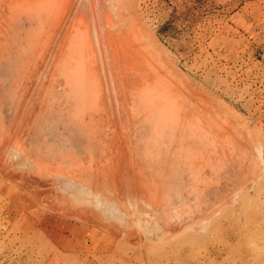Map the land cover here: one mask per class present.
<instances>
[{
  "label": "rangeland",
  "instance_id": "rangeland-1",
  "mask_svg": "<svg viewBox=\"0 0 264 264\" xmlns=\"http://www.w3.org/2000/svg\"><path fill=\"white\" fill-rule=\"evenodd\" d=\"M96 1L0 24V264H264V0ZM56 171L165 201L175 235L107 224Z\"/></svg>",
  "mask_w": 264,
  "mask_h": 264
},
{
  "label": "bare ground",
  "instance_id": "bare-ground-1",
  "mask_svg": "<svg viewBox=\"0 0 264 264\" xmlns=\"http://www.w3.org/2000/svg\"><path fill=\"white\" fill-rule=\"evenodd\" d=\"M13 1H15L14 2V5H15L14 7L17 9V8L23 6L26 0H24V3L23 4L20 3V0H0V24H1V22H3V20L6 21L5 20V17L8 16V15H11L10 19H12V14L10 12V10L12 8H9L10 10H8V4L10 2H13ZM95 2L97 3L98 1L95 0ZM88 5L90 7H92V9H95L94 14H93V18H92V22H93V25L96 28L97 32L101 35V37L104 38V40L109 45H111L112 47H114V46L117 45L118 47L121 48V45H120V42L121 41L119 40V42H116V41L114 42L111 34L109 33V31H106V28L104 27L105 26V24H104L105 15L102 14V8H101V6L100 5L99 6L97 5V7H95V6L93 7L91 4H88ZM15 8L12 9L13 12H15V10H16ZM71 8H70V10H71ZM2 12H3V15H2ZM75 16L76 17L79 16L78 9H77V12H75ZM116 18H119V15L118 16L116 15ZM132 21H134V19ZM119 28H121V25H120ZM67 33H69V31ZM13 150L14 149L10 150L11 152H9V155L12 156L10 158H12V159L15 158V157H17L19 154H22V153H19L18 152L19 151L18 149H17V151L16 150L13 151ZM15 154L17 156H15ZM20 158L21 157L19 155V157H17L18 161H20ZM17 159L15 161H17ZM23 160H26L27 163L29 162V159L27 161V158H25V156H24V159ZM18 161H17V163H18ZM14 163H16V162H14ZM19 163H22V162H19ZM29 164L32 165L31 162H29ZM33 170L35 171V168L32 169V172H33ZM53 172H55V171H53ZM68 172H70V170ZM54 174H55L54 176H56L57 181H59V183H58V184H60L59 186H61V189H60L59 186H58V189H60L62 191V193H64L66 196H68L69 198H71L72 202L75 203L74 205L80 206L82 203L83 204L85 203V205H87L90 208V210L96 212L99 215V217L103 221H105L107 224L118 225V226H120L123 229V232H125V233L136 232V233H138L140 235L143 234L144 237L151 235L152 237H157L160 240L161 239H164L168 235H175L174 231L177 228L178 224H173V225L170 224L169 225V216H170V212L169 211L170 210L167 211L168 214H166V215H165L166 212L163 211L167 207V205H166V207L164 208L165 201H163V203H164V205L162 207L163 210L161 209L163 213H160L161 211L158 212L160 209H157L158 206H156V205H158V203H160L161 200L160 201H156L157 199H155V202L156 203L158 202V203L157 204H155V203L152 204V203H149V202H151V201L154 202L153 201L154 198L152 200H150V198H148L149 201L147 202V200L144 199L145 196L144 197L142 196L143 198H139L141 196L140 193H136L135 192L136 193L135 194L136 196H134V193L132 194L133 195L132 196L130 192H129L130 195H127V193H125V192L124 193L126 195L122 194L123 192L121 194H119L121 192L119 190L120 188H117V190H115V192L112 190L116 186H112L111 190L113 192L109 189L111 186L107 188L111 192H108L107 189L100 190L102 186L99 187L100 189H97L98 188V187H96L97 185L96 186H91L92 183L90 184V180H89V184L90 185L88 184V182H86L88 184V186L86 187V184L83 183L85 181V178L84 179H83V177L82 178H79V177L77 178L76 177V175H77L76 172H74V173H67V174L64 173L65 175L64 174L62 175V173H61V175H59V173L57 172V175H59V176H57L56 173H54ZM89 174H87V176ZM82 175H84V174H82ZM50 176H53V174H51ZM62 176H64V177H62ZM79 176L81 177V175H79ZM86 178H90V177L88 176ZM78 179H80V180L83 179V181L81 182L80 185H79L80 181H77ZM91 179H92V176H91ZM101 180H103V179L101 178ZM82 183L85 186L82 185ZM112 185H114V184H112ZM61 191H59V192H61ZM117 191H119V192L117 193ZM235 191H236V189H235ZM137 195H138V197H137ZM233 199H235V198H233ZM78 204H80V205H78ZM160 205H162V202L159 204V206ZM217 213L218 212H216V214ZM212 217L209 216L206 219H204V218H202V219H200V218L199 219H196V220H194V222H192V223H190L188 225H185L183 227L184 228V231H186V230L188 231L190 229H193L194 227L199 226L200 229H201V231L203 232V231H205L207 229L208 223L210 222V219ZM74 230H76V229H74ZM75 232H76L75 235H79L80 234L78 230H76ZM62 239H63V236H57V235L54 236V242L57 243V245L59 247H61L63 249H72L71 247H73V245L70 242V240H68L67 243L62 244ZM119 239L120 238H118V240ZM122 240H124V238ZM148 241H152V240L151 239H148ZM143 244L144 243H142V245ZM204 263L205 262H199V264H204Z\"/></svg>",
  "mask_w": 264,
  "mask_h": 264
}]
</instances>
